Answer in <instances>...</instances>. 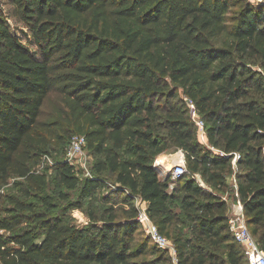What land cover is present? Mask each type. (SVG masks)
I'll use <instances>...</instances> for the list:
<instances>
[{
    "label": "trees",
    "instance_id": "1",
    "mask_svg": "<svg viewBox=\"0 0 264 264\" xmlns=\"http://www.w3.org/2000/svg\"><path fill=\"white\" fill-rule=\"evenodd\" d=\"M23 24L0 14V191L13 179L37 196L45 175L32 159L48 146L83 135L97 155L93 173L80 177L67 160L56 167V193L67 209L113 178L128 209L77 227L32 199L6 195L0 216V264H248L228 227L221 193L236 165V191L246 224L264 250V5L253 0H7ZM2 12V11H1ZM25 29V30H23ZM168 81L176 88H168ZM178 88L204 121L212 151L197 140L193 122L175 104ZM165 131V134L162 133ZM185 154L186 171L172 178L154 159L169 148ZM162 176H161V174ZM175 186L169 190L170 185ZM68 190L78 196L70 200ZM159 232L172 238L177 262L147 241L133 245L142 227L133 199ZM106 200L107 197H104ZM179 203L180 212L172 207ZM105 210V209H104ZM182 219L200 244L171 227ZM97 222H100L99 225ZM143 230V229H142ZM224 245L221 259L204 244ZM151 257H154L151 259Z\"/></svg>",
    "mask_w": 264,
    "mask_h": 264
},
{
    "label": "rangeland",
    "instance_id": "2",
    "mask_svg": "<svg viewBox=\"0 0 264 264\" xmlns=\"http://www.w3.org/2000/svg\"><path fill=\"white\" fill-rule=\"evenodd\" d=\"M2 11V12H1ZM12 8L7 2V0H0V14L2 17H4V20L7 24H9L12 27L19 28L18 33L19 35L23 36V33L21 32V28H23V24L18 21V19L13 15ZM25 30V29H23ZM253 69L260 71L264 75V70H262L258 65H255L252 67ZM168 88H176V86L168 81ZM178 97L176 99H165V98H159L158 102L160 104H175L178 107H181L185 115L189 118L191 122L195 125L196 129V137L198 142L203 145L204 147L219 152L218 149L213 148L208 140L206 133L203 135L199 128L195 124V119H201V117L197 114L195 111V108L192 107L191 101L181 92V89L178 88ZM196 112V115L195 113ZM162 133L165 134V131L162 130ZM167 143L169 144V148L166 152L163 154H177V152H180V148L174 146L173 142L170 139H167ZM66 144L61 143H51L48 146L47 154H43L42 156L36 157L31 160L30 167L32 170H35L38 173H42L45 175V186L40 192H35V195L37 196H26L25 192L23 190V186H18L17 182H20L22 180L15 178L13 179L8 185L4 186L2 190L0 191V216L3 215V209L10 205L8 200L5 198L6 195H15L18 196L21 199H32L33 202L36 204V209H44V206L42 204V199L44 196H47L49 200L53 203L60 204L61 208L56 212V215L60 217L62 220L69 222L77 227H85L90 226V219L87 214L88 211L95 210L97 214L101 217H107L109 214L112 213H118L120 216H124L126 210L128 209L127 202H124L123 195L121 193H118L116 189L114 188L113 178L109 175H106V183L103 187L99 188L95 193L94 196H92L91 199L85 198L83 201V207L82 209H67V207L64 205V202L57 196L56 191L62 187V185L59 184V180L56 175V167L62 159L66 160ZM85 158L83 161H80L79 159L73 158L71 161L74 164L75 169L77 170V174L80 177L88 176L93 173V164L97 159V155H95L89 147L83 148ZM182 151V150H181ZM183 152V151H182ZM184 154V152H183ZM178 155V154H177ZM160 156V155H159ZM157 156L154 159V164H159L157 159L159 158ZM185 158V154H184ZM176 162V156L173 158L168 159L167 161H164L161 166V172H167L169 173L175 165ZM185 169H186V163H185ZM244 167L237 166L235 163L231 164V170L228 171L226 175V187L224 191L220 194L222 199L226 201L227 203V213L230 215V205L233 203H236L238 200V196L236 195V174L241 173L244 171ZM186 171V170H185ZM161 174V173H160ZM186 175H190L191 178H193L201 187L207 190H211L213 192H216L212 189V187L205 182L201 174L194 173L190 174V172L186 171L184 172ZM162 176V174H161ZM176 179V178H175ZM175 186L174 183L170 185L169 190H172ZM68 194V197L70 200H73L78 196V192L76 190H65ZM104 197H107L106 200ZM142 201L135 197L133 199V206L137 209L140 208ZM175 211H177L179 214L182 215L180 212L179 203L176 202L172 205ZM105 209V210H104ZM100 222H97L99 225ZM191 223L186 221L185 219H182V222L179 224H174L171 227V233L173 235L180 234L184 239L190 240L191 243L200 244L203 246V244L199 243L197 239L194 236V233H191ZM148 237L144 230L142 228L138 230L133 235V245H136L138 243H142L147 241ZM171 242L172 248L167 249H161V251H164L169 255L174 263L177 262V253H176V247L173 242L172 238H169ZM205 249L207 251H210L211 253H214L215 256L220 257L221 259H224L225 257V247L224 245H220L218 248L213 247L210 244H204ZM174 249V250H173ZM154 257H151V259Z\"/></svg>",
    "mask_w": 264,
    "mask_h": 264
},
{
    "label": "built area",
    "instance_id": "3",
    "mask_svg": "<svg viewBox=\"0 0 264 264\" xmlns=\"http://www.w3.org/2000/svg\"><path fill=\"white\" fill-rule=\"evenodd\" d=\"M191 105L192 107H194L192 102ZM194 113L196 115V112ZM194 121L196 126L199 128V131L203 135H205L204 121L199 118L195 119ZM85 145L86 139L83 135L75 134L70 138L65 151L67 156L66 160L71 165L74 166L71 161L73 158L83 161V159L85 158V154L83 151ZM177 153L178 158L176 159L174 168L170 171L173 179L180 177L184 174V172H186L184 154L181 150ZM233 155L234 157L232 163L236 164V160L239 158V154L235 152L233 153ZM136 220L140 223L147 237L157 248H172L170 240L165 235L159 232L157 226L150 219L146 210V203L144 201H142L140 208H137ZM228 227L233 239L242 247L247 263L264 264V250L259 246L246 224L242 205L239 199L236 203L230 205V215H228Z\"/></svg>",
    "mask_w": 264,
    "mask_h": 264
},
{
    "label": "bare ground",
    "instance_id": "4",
    "mask_svg": "<svg viewBox=\"0 0 264 264\" xmlns=\"http://www.w3.org/2000/svg\"><path fill=\"white\" fill-rule=\"evenodd\" d=\"M178 154V153H177ZM177 154H161L160 156H159V158L157 159V161H158V165H161L162 163H164V161H167L168 159H170V158H173V157H175V156H177Z\"/></svg>",
    "mask_w": 264,
    "mask_h": 264
},
{
    "label": "water",
    "instance_id": "5",
    "mask_svg": "<svg viewBox=\"0 0 264 264\" xmlns=\"http://www.w3.org/2000/svg\"><path fill=\"white\" fill-rule=\"evenodd\" d=\"M256 1L257 3L263 4L264 5V0H253Z\"/></svg>",
    "mask_w": 264,
    "mask_h": 264
},
{
    "label": "crops",
    "instance_id": "6",
    "mask_svg": "<svg viewBox=\"0 0 264 264\" xmlns=\"http://www.w3.org/2000/svg\"><path fill=\"white\" fill-rule=\"evenodd\" d=\"M178 157L176 156V159H177ZM158 165V164H157ZM160 166V165H159ZM161 167V166H160ZM167 172H165V174H166Z\"/></svg>",
    "mask_w": 264,
    "mask_h": 264
}]
</instances>
